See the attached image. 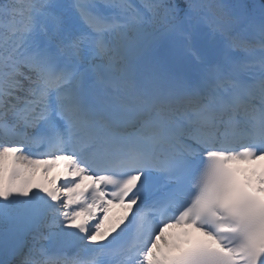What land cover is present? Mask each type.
I'll return each instance as SVG.
<instances>
[{"label":"snow or ice","instance_id":"1","mask_svg":"<svg viewBox=\"0 0 264 264\" xmlns=\"http://www.w3.org/2000/svg\"><path fill=\"white\" fill-rule=\"evenodd\" d=\"M0 264H264V0H0Z\"/></svg>","mask_w":264,"mask_h":264},{"label":"bare ground","instance_id":"2","mask_svg":"<svg viewBox=\"0 0 264 264\" xmlns=\"http://www.w3.org/2000/svg\"><path fill=\"white\" fill-rule=\"evenodd\" d=\"M62 180V181H61ZM61 181V182H60ZM63 182V178H61L60 180H58V185L60 184V183H62Z\"/></svg>","mask_w":264,"mask_h":264},{"label":"rangeland","instance_id":"3","mask_svg":"<svg viewBox=\"0 0 264 264\" xmlns=\"http://www.w3.org/2000/svg\"><path fill=\"white\" fill-rule=\"evenodd\" d=\"M61 181H62V180H61ZM61 181H60V182H61ZM114 212H119V210H118V209H115Z\"/></svg>","mask_w":264,"mask_h":264}]
</instances>
